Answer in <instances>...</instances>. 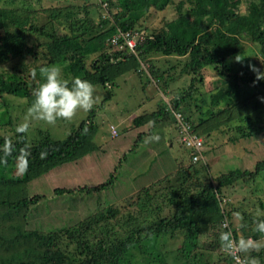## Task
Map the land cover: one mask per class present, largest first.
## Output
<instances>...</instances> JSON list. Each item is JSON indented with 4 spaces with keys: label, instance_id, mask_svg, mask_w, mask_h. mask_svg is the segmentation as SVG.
<instances>
[{
    "label": "trees",
    "instance_id": "trees-1",
    "mask_svg": "<svg viewBox=\"0 0 264 264\" xmlns=\"http://www.w3.org/2000/svg\"><path fill=\"white\" fill-rule=\"evenodd\" d=\"M52 1L58 5L51 6L50 17L45 21L32 16L35 9L32 0L26 3L25 0L22 3L14 0L11 5L0 6V64L10 59L20 58L24 62L27 57L37 58L39 47H43L45 59L43 64L35 66L34 72L25 62L22 68L12 73L0 71V96L8 94L27 98L32 105L34 91L43 83L44 73L54 66L62 70L64 79L71 81L73 77H80L91 82L93 87L99 86L102 92H107L103 98L106 101L112 98L111 90L119 85L117 81L121 76L128 73L126 79L130 73H137L138 76L145 74L142 65L149 61L151 78L168 85L170 80L175 79L170 74L175 65L164 70L149 59L160 52L166 56L186 57L187 62L181 69L183 73L191 71L198 75L204 64H208L214 66L217 75L226 80L219 86V93L203 97L206 103L211 102L208 116L195 121L188 113L187 102L197 88L195 82L198 79L193 77L191 85L181 94L178 92L169 106L160 105L158 111L134 117L133 124L137 128L148 123L154 126L163 124L165 119L170 118L177 123L175 114L185 113L182 123L203 138L204 148L200 150L204 154H207V144L218 133L234 132L233 141L264 135V79L258 80L257 74L248 76V69L235 68L228 63L229 55L238 53L246 38L258 44L264 55V0H255L250 14L241 13L233 0H190L185 10L182 0H103L111 9L106 17L92 11L89 3L94 0H70L65 5L62 2L66 0ZM221 1L224 6L219 7L217 3ZM169 3L176 4L181 18L166 21L162 27L152 31L140 20L144 12L136 14L133 11L141 5L143 11L153 6L165 9ZM225 3H231L233 8L225 7ZM259 8L263 11L262 17L256 15ZM128 30L146 33L135 49L130 48L122 37L117 45L113 42L117 33ZM116 46L119 47L116 49ZM226 47L233 51L226 52ZM93 55V60L87 61ZM198 76L202 80V74ZM244 84H253V87L246 88ZM93 94L97 96L95 92ZM101 105L95 104L84 119H78V125L73 126L65 138H54L49 128L41 126L36 128L37 138H31L33 132L20 125L15 128L14 135L0 134V264H123L128 261V252L133 246L143 247L144 239L155 243L152 255L159 262L161 252L166 249L176 253L183 264H201L193 258L196 254L191 253L198 247L201 234L207 231L209 214L219 220L211 224L215 226L224 220L232 223L233 215L242 210L232 205L227 212L222 208L219 197L222 188L234 185L243 176L256 180L264 174V160L257 163L255 171L236 168L218 178L215 190L209 179L202 176L207 170L206 165L197 168L191 164L188 165V173L176 172L177 182L167 186L164 192L156 191L160 186L149 184L152 186H143L127 194L124 201L128 202L129 208L124 212L114 206L100 209L80 221L79 227L71 228L53 224L54 215L46 222L36 220L35 209L40 203L45 202V207L49 209L50 203L46 200L51 198L50 194L56 196L76 190L69 188L73 181L63 186L45 177L42 179L43 175L48 173L51 176L50 171L63 164L87 160L94 153H105V149H101L95 141L99 128L97 107ZM60 119H56V126ZM6 122L13 124L10 116ZM182 123L180 121L179 125ZM179 136H182V130ZM180 142L191 152L190 158L193 153L199 152ZM160 149L158 147V153L165 154L167 149ZM157 155L151 163L160 165L156 161L159 158ZM173 162L178 164L179 169L181 161L175 159ZM114 178L115 175L108 182L79 190L92 193L105 189ZM39 179L42 180L36 183L35 180ZM34 183L39 192L31 195ZM42 197L43 201H40ZM118 214L125 231L123 237L118 235L111 222ZM243 214L248 219L258 218L245 211ZM225 215L227 218L224 219ZM260 219L264 220V216ZM97 230L103 235L99 243L85 240L89 233ZM241 232L245 238L253 236L259 239L264 236L252 224H244ZM180 237L182 242L179 246L170 241ZM235 237L238 238L237 232ZM224 244L221 240L218 246ZM205 246L214 247V241ZM263 251L253 254L260 259L258 264H264ZM200 254L204 256L203 250ZM248 258L247 262L251 257ZM227 261L236 264L231 256ZM203 264H214V261Z\"/></svg>",
    "mask_w": 264,
    "mask_h": 264
},
{
    "label": "rangeland",
    "instance_id": "rangeland-1",
    "mask_svg": "<svg viewBox=\"0 0 264 264\" xmlns=\"http://www.w3.org/2000/svg\"><path fill=\"white\" fill-rule=\"evenodd\" d=\"M13 1L14 0H0V6L11 5ZM27 1L28 0H25V3ZM32 1H34L33 6L35 7L32 16L37 17L40 21H45L50 17L49 13L51 6L58 5L57 2L52 0ZM68 1L70 0L63 1L62 3L65 5L68 4ZM233 1L234 4H236V8L241 13L247 12L248 14L251 13L250 9L252 4L255 3V0ZM178 2L179 1H177V3ZM182 2L184 3L183 10H185L190 5L191 1L182 0ZM18 3H22V0H18ZM223 4L222 1L219 4L217 3L219 7H222ZM89 6H91L92 11H96L98 14L101 13L102 17L110 15L111 9L107 6V2L103 0L91 1ZM142 7L141 5L138 9L133 11L136 14H138V12H144L140 20L144 25H148L151 31L162 27L166 21L181 18L180 11H178L174 3H169L165 9H155L153 6L147 11H143L141 9ZM225 7L233 8L231 3H225ZM262 14L263 11L259 8L256 15L261 16ZM119 46H116V49ZM42 50L43 47L38 48L39 53L37 58L27 57L24 60L25 63L29 64V66H27L31 72L35 71V66H40L44 63L45 59L42 55ZM224 50L229 52L232 48L226 47ZM94 57L95 55L88 57L87 61L91 62ZM236 58L240 60H236ZM149 59L153 60L156 65H160L164 70L175 65V68L172 67L170 71V74H172L175 79L170 80L168 85H165L151 78L149 74L151 73L149 71V64L151 62L149 61V63H144L142 65L145 74L138 76L137 73H130L126 79L125 76L128 73L125 74V76H121L117 81L118 83L120 82L119 85L117 84L114 86V90H111L113 91L112 98L107 101L103 99L107 92H102L101 90L103 89L100 90L99 86L93 87L95 88L93 92L97 95L95 96L93 94V107L97 103H102L101 106L97 107L98 112L96 120L99 128L95 141L101 145V149H105V153H94L90 155L89 159H87V157V160L81 162L74 161L54 168L50 171L51 176H49L48 173L43 175L42 179L45 177L47 180L59 182L63 186L73 181V184L69 188L76 190L73 193L56 194V196L50 194L51 198L49 196L50 199L46 200L50 203L49 209L45 207V202L40 203L36 207L37 210L35 209L36 220L46 222L49 220V217L54 215L53 224L57 226L66 225L65 227L69 226L70 228L79 227L81 224L80 221L86 220L88 215L100 209L114 206L118 210L120 209V212L126 211L129 207L127 206L128 202L126 200L124 201L126 198L125 196L130 192L133 193L134 191H138L143 186H147L146 184L150 179L148 184L151 183L160 186L163 189L159 187L156 191L164 192L163 190H165L167 186L174 181L177 182L178 171H182L184 174L188 173L187 169L191 164H194L197 168L206 165L207 170L203 172L204 175L202 174V176L209 179L216 190L219 177L226 176L231 170L236 168L242 171H255L257 163L264 160V135L251 139L233 141L231 137H233L234 132L229 131L228 133L225 132L213 135L212 141L210 140V143L206 146L207 151L205 153L208 155L204 154L203 160L194 162L193 159L190 158V152L180 142V137H178L179 139L177 138V133L180 135L182 127L179 123L182 121L185 113L175 114L178 119L177 123L170 118L165 119L163 124L158 123L154 126L148 123L145 126L137 128V126L133 124L134 117L143 113L149 114L153 111H158L160 105H164L165 108L169 106L168 104L172 103L174 96L178 92L181 94L184 89L191 85V81L194 79L193 77L198 79L195 82L197 88L192 94L191 99L187 102V108L189 109L188 113L195 121H198L200 117L208 116L210 114L209 107L211 102L206 103L203 97L209 94L219 93V86L226 80L217 75L214 66L208 64H204L205 67L202 68L201 73L198 74H202V80L200 76L191 71L183 73L181 69L187 62L186 57L166 56L157 52L153 54L152 57H149ZM24 62L20 58L10 59L8 62L0 64V71L12 73L15 69L22 68ZM228 63L235 68L248 69L250 73L248 76L256 74V72L253 71V66L260 71H264V55L261 52V47L254 43L251 38L243 40V47L239 49L238 53H231V55H229ZM244 85H247L246 88L253 87V84ZM164 102H166V105ZM221 105H224V103ZM30 107L31 105L28 103L27 98L8 94L3 97L0 96V134L14 135L15 128L20 125L25 130H31L33 132V135H30L31 138H37L36 128L41 126L46 127L44 129L49 128L54 138H65L71 132L72 127L78 125L80 121L77 120L84 119L86 114L93 110V107L90 110L79 109L73 115V119L61 117L56 126V121L49 123L41 119L37 114L29 111ZM213 107L215 106L213 105ZM9 116L12 118L13 124L6 122ZM154 135H158L159 139H152ZM158 147H161L160 150L167 149L165 154L161 155L158 153ZM156 154L159 156L156 161H158L161 166L151 163V160ZM175 159L181 161V166H179V169L177 168L176 171L174 167H177L178 164L173 162ZM163 172L167 177H170V179L161 178ZM114 175L115 178L113 183L105 189L97 190L92 193L79 190L81 187H94L101 183L108 182L110 177ZM42 179L35 180V182L39 183ZM235 182L234 185L230 184L225 188L223 187L219 197L221 198L222 208L226 212L232 209V206L235 208L240 207L242 210L240 209L238 214L233 215V220L229 219L233 221L232 223H229L227 220L220 221V223L215 225L217 226L216 228L211 224L213 221L218 222L219 220L213 218V214H209L206 219L208 225L205 229H207V231L201 234L198 247L191 253L192 255L196 254L193 258H197L198 261H201V264L207 261H214V264H231L227 261V258L231 255L228 243L231 238H236V232L238 234V238H236L238 242L241 244L243 242H248L250 245H253V247L244 251L246 258L249 259L248 257H254L257 259L258 263L260 262L259 257L256 255L253 256V254L264 250V236L261 235L259 239H255L253 236L245 238L241 232V227H243L244 224H252V227L255 228L258 221L261 220L260 218L264 216V174L260 175L256 180H252L249 176H243ZM36 187L37 184L34 183L31 187V195H34L36 191L39 192L38 189H35ZM38 188L41 189L40 187ZM49 188L51 189V187ZM46 194L49 195L48 192H46ZM244 211L258 218H245L247 215L243 214ZM119 214L112 219L111 222H113V225L117 229L118 235L123 237L125 231L119 220ZM225 218H227L226 215L224 216V219ZM225 233H227L229 237L227 245H225L226 241L223 240L225 244L219 247L218 245L222 240L221 237ZM231 233H233L234 236ZM102 236V233L97 230L96 232L89 233L87 237H85V240L96 244L100 242ZM170 241L174 243V245L176 244L179 246L182 242V237L171 238ZM210 241H214V247L209 248L205 246V244ZM217 241L218 244H216ZM143 243L144 245L142 248L133 246L130 249L128 252V261L123 262V264H183L176 253L169 252L166 249L165 252H161L162 259L159 262L158 259L152 255L153 250L155 251L156 249L155 243H152L150 240L147 241V239H144ZM202 250L204 256L200 254ZM222 255L224 256L223 258L221 257ZM220 257L222 258L221 260H219Z\"/></svg>",
    "mask_w": 264,
    "mask_h": 264
},
{
    "label": "clouds",
    "instance_id": "clouds-1",
    "mask_svg": "<svg viewBox=\"0 0 264 264\" xmlns=\"http://www.w3.org/2000/svg\"><path fill=\"white\" fill-rule=\"evenodd\" d=\"M236 60L240 59L236 58ZM253 71L256 72L258 80L264 79V71H260L254 66ZM44 76L43 83L34 91L35 99L29 109L30 112L37 114L41 119L53 123L58 117L71 118L77 110H90L93 107V85L88 80L80 77H73L71 81L64 79L62 70L55 66L47 69ZM179 137L181 140V136ZM152 139L158 140L159 136L154 135ZM200 155L197 161L204 159L203 151ZM256 227L259 232L264 233V220L259 221ZM221 238L224 241L229 239L227 233L223 234ZM250 247H253V245L248 242L241 244L244 251H247ZM248 264H258V261L252 257Z\"/></svg>",
    "mask_w": 264,
    "mask_h": 264
},
{
    "label": "built area",
    "instance_id": "built-area-1",
    "mask_svg": "<svg viewBox=\"0 0 264 264\" xmlns=\"http://www.w3.org/2000/svg\"><path fill=\"white\" fill-rule=\"evenodd\" d=\"M145 36H146L145 31L144 32L143 31H130V30L120 31L114 36L113 42L116 43L117 45L118 43H120V39L122 37L125 40V42L127 41L130 48L135 49L137 42L142 40ZM181 130H182L181 140L186 144V146L196 148L197 150H199V152L197 151L196 154H193L194 155L193 161H197L199 157L201 156L200 154L203 151L200 149L204 148L203 138L197 134L196 130H194L193 128H190L186 124L182 123ZM231 234L233 235V233ZM228 247H229V252L231 254L230 256L232 257L233 261L236 264H248L245 252L241 248V243L238 242L236 238H231L229 240Z\"/></svg>",
    "mask_w": 264,
    "mask_h": 264
},
{
    "label": "crops",
    "instance_id": "crops-1",
    "mask_svg": "<svg viewBox=\"0 0 264 264\" xmlns=\"http://www.w3.org/2000/svg\"><path fill=\"white\" fill-rule=\"evenodd\" d=\"M179 137V135H178V133H177V138ZM179 139V138H178ZM176 169H177V167H174V170L176 171ZM166 176V174H164V172H163V176L161 177V178H164ZM151 180V179H150ZM149 180V181H150ZM149 181L147 182V184L146 185H149L148 183H149ZM151 184V183H150Z\"/></svg>",
    "mask_w": 264,
    "mask_h": 264
}]
</instances>
